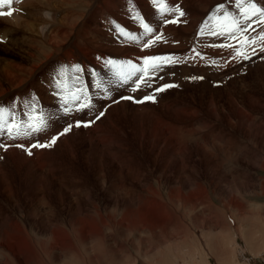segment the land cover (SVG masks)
Here are the masks:
<instances>
[{
    "label": "bare ground",
    "instance_id": "obj_1",
    "mask_svg": "<svg viewBox=\"0 0 264 264\" xmlns=\"http://www.w3.org/2000/svg\"><path fill=\"white\" fill-rule=\"evenodd\" d=\"M19 2L12 0L10 6H17L15 15L26 25L16 26L22 33L30 30L37 35L25 33L19 40L15 26L0 24V59H10L0 64V109L7 110V117L24 115L25 122L34 101L33 115L62 109L61 116L39 133L38 143L49 142L78 119L94 124L73 126L71 132L59 136L53 155L46 150L29 155L24 149L34 142L29 144L27 137L0 136V144L7 146L0 148V255L5 261L144 264L134 251L148 256L163 244L170 249L174 244L181 252L174 260H158L159 264H212L213 259L234 261L240 238L248 247L257 245L258 228L264 226V90L255 92L238 77V98L228 96L233 108L243 105L239 114L249 109L241 124L238 121L240 139L234 124L237 118L233 120L225 110L219 94L196 103V91L191 88L200 78L217 83L264 63L259 41L244 48L250 58L243 59L231 48L219 47H240L236 40L199 34L219 5L236 12L235 0H171V4L160 0L167 6L179 5L185 12L178 25H164L152 0H134L145 22L163 34L148 49L141 46L148 37L133 21L126 0ZM260 4L264 6V0ZM10 6L5 4L0 11L7 13ZM165 18L174 19L175 14L165 11ZM112 22L139 41H126ZM250 35L257 36V32ZM150 55L170 56L178 62L151 73L150 88L134 93V85H121V76L131 71L127 63L141 66ZM77 66L79 73L73 70ZM192 77L197 79L190 82ZM81 78L91 81L92 107L78 113L77 105L70 103L73 110L65 115L56 85L68 80L71 89ZM98 78L106 88L96 84ZM172 83L175 92L170 88L156 93V103L121 99H139ZM101 111L104 115L97 120ZM92 156L96 193L87 180L80 177L77 182L78 159L87 171ZM11 165L15 169L20 165L18 174L23 165L24 177L15 175ZM80 182L87 185L82 183L79 189ZM236 226L238 231L232 228ZM196 229L206 239L213 234L219 252L211 249L209 239L200 246L201 240L193 233ZM191 234L196 240L193 246ZM247 246L243 249L248 250Z\"/></svg>",
    "mask_w": 264,
    "mask_h": 264
},
{
    "label": "snow or ice",
    "instance_id": "obj_2",
    "mask_svg": "<svg viewBox=\"0 0 264 264\" xmlns=\"http://www.w3.org/2000/svg\"><path fill=\"white\" fill-rule=\"evenodd\" d=\"M129 5V13L134 22L138 23L139 26L143 29L144 39L143 48L148 49L155 45L157 41L162 40V33L158 29H154L145 22V18L141 15L134 4V0H126ZM12 0H0V7H3L5 4L11 5ZM153 5L160 10V16L164 25L173 24L178 25L181 21V18L185 16V12L179 5L167 6L160 2V0H152ZM171 4V0H169ZM236 12L229 11L223 4L219 5L215 12L208 17V20L204 22L201 26L199 34L203 36L205 32L214 37H224L226 40H236L240 47H235L231 44H222L219 47L231 48L237 57H242L243 59H249L250 56L244 48L246 46L256 45L258 41L261 43V51H264V6H261L260 0H235ZM165 11L168 14H175L174 19H166ZM8 16L13 15L11 11L6 13ZM0 15H5V13L0 12ZM113 23V27L117 34L129 42H138L139 38L135 35H132L130 31H126L124 27H121L119 24ZM257 32V36H251L250 33ZM166 42V41H165ZM255 50V49H253ZM195 51V49H194ZM199 55V53H197ZM178 61L170 56H158L150 55L145 57L142 60V65L138 66L128 62L126 67L130 68L131 71L127 75H122L120 78L121 85H134L131 88L132 92H137L142 90V88L152 87V81L154 77L151 73L159 71L164 64H174ZM110 66H115L114 62H108ZM75 72L79 73L81 69L77 66L73 69ZM78 79V77H77ZM191 79H197V77H192ZM99 86V85H98ZM57 92L59 98L64 107L65 115H68L72 112V108L69 104H76V112H83L85 109H91L92 105L90 104V98L87 95L83 86L74 85L71 89L67 87L66 84L62 86L61 82H58ZM176 87L174 84H165L159 88H156L151 94L145 95L142 98L137 99L134 96L130 97H121L122 100H131L133 103L144 104L145 102L156 103V93L163 92L166 89ZM71 97V101L69 100ZM77 102H79L77 104ZM118 101H113L116 103ZM36 103L34 101L32 105V113L36 112ZM32 113H26L27 121H17L14 114H12L11 119H6L8 115L7 110L0 109V136L7 134L9 139L16 140L22 137H30L35 134L44 132L47 130L48 124L46 117L41 112L40 115H33ZM104 115V112L101 111L96 119H100ZM94 121H81L77 120L75 125L68 124L62 132L57 136H53L51 141L47 144L45 143H33L29 148L24 150L31 155L32 148H49L54 145L59 139V136L67 134L73 130V126L76 128L79 127H90ZM16 147H23L21 144L15 145ZM0 148L6 150L7 146L0 144Z\"/></svg>",
    "mask_w": 264,
    "mask_h": 264
},
{
    "label": "rangeland",
    "instance_id": "obj_3",
    "mask_svg": "<svg viewBox=\"0 0 264 264\" xmlns=\"http://www.w3.org/2000/svg\"><path fill=\"white\" fill-rule=\"evenodd\" d=\"M28 1H30V0H20V2L22 3H24V2H28ZM19 2V3H20ZM16 9H17V6L16 5H12V7L10 6L9 8H8V10H7V12H9L10 10H11V12L13 13V15H11V16H8L6 13H5V15H0V19H7L8 21L7 22H5V21H1L0 22V24H7V25H9V27H11V28H14V26H15V28H14V30H17L18 31V39L20 40V38L22 39L23 37L25 38V33H27L28 35L30 34V35H34V36H36L37 34H32L31 33V31L30 30H28V31H26V32H24V33H22L24 30H22L20 27L18 28L16 25H18V26H22V27H24L25 25H26V23H25V21L20 17V16H18V15H15L16 13H15V11H16ZM2 11V10H1ZM0 11V12H1ZM46 16H47V19H50L51 18V15H48V14H44L43 15V17H45L46 18ZM10 20V21H9ZM12 20V21H11ZM22 22V23H21ZM41 29H43L42 27H41ZM15 32V31H14ZM21 34V35H20ZM1 39L3 38V37H0ZM18 40V41H19ZM8 60H10L9 58H7V57H3V60H2V57H1V59H0V64L3 66L4 64H6L7 62H8ZM14 59H12V61H13ZM264 61V60H263ZM121 68V67H120ZM102 75H104L103 73H101ZM238 77L240 78L239 80H241V81H243V82H246L247 84H249V86H251L252 88H253V90L255 91V92H259L260 90H264V63L261 65V67H251V68H247V69H245V70H243V71H241V72H239V73H236V74H234V75H231V76H228V77H225V78H223L222 80H218V82L217 83H219V84H217V83H215V82H213V81H207V80H204V79H201L200 78V80H199V84L196 86V85H194L193 87H191L192 89H195V96H194V99H195V101H196V103H198L199 101H201V100H203V101H205V102H208L210 99H211V96L212 95H218L220 98H222V100H223V102H221V103H223V105L226 107L225 108V110L228 112V113H232V116H233V120L234 119H236V120H234L235 122H234V124H235V126H236V128H237V126H238V124H239V122L238 121H240V124H241V119H243L244 118V116L245 115H247L248 114V112H249V109L248 108H244V111H246L245 113H244V115H242V114H239V113H241L240 112V110H239V108H242V106L243 105H240L239 106V108H233V106L232 105H230V103H229V101H228V96H230V95H235L234 96V98L236 97V98H238V96L239 95H237L236 96V94H237V88H238V86H237V83H236V81H239V80H237L238 79ZM82 79H84V78H81L80 80H79V82H78V85L79 86H83V85H81V82H82ZM116 80H118V77H116ZM191 80V81H190ZM190 80H187L188 82L190 81V82H192V81H194L193 79H190ZM86 81V80H85ZM208 82H211V83H213L214 85H212V84H210V83H208ZM86 83H87V85H88V87H89V90H90V85H91V81H86ZM187 83V82H186ZM96 84L97 85H99V87H102V88H104L105 87V82H104V80L103 79H97V81H96ZM173 84V83H172ZM194 84H197V83H194ZM106 88V87H105ZM235 89V90H234ZM173 88H172V93H174L173 92ZM227 96V97H226ZM12 99V98H11ZM11 99H10V101L9 102H7V103H10L11 102ZM245 102V104H247V101H244ZM6 103V104H7ZM230 105V106H229ZM207 107V105L206 106H204L203 108H206ZM21 109V108H20ZM224 109V108H223ZM61 110L62 109H58V108H56V107H54V108H52L51 109V111H49V113H48V111H46L45 113H44V115H45V117L46 116H48V119H47V124H48V127L50 126V124L52 123V121H53V118L55 117V116H61ZM20 113H22V111H20ZM239 114V115H238ZM241 115H242V117H241ZM24 115H21V114H19V115H15V119L19 122V121H24V117H23ZM37 116H38V114H37ZM236 116H238V117H236ZM6 119H11L12 118V116L11 117H5ZM247 119V118H246ZM237 123V124H236ZM94 124V123H93ZM222 124V123H221ZM224 126H225V124H224ZM47 127V128H48ZM237 131L239 132V136H238V138H242L243 137V134H242V132H240L239 131V129L237 128ZM5 135H6V133H5ZM38 136H42V135H39V133L38 134H35V135H33V136H30V137H27V139H29V144L31 143V141L32 142H34V143H38L37 142V138H38ZM51 139H52V137H51ZM59 139H57V141H58ZM36 141V142H35ZM51 140H49V142H50ZM56 141V142H57ZM49 142H46L45 144H47V143H49ZM60 144V143H59ZM59 144H54V145H52L51 147H49V148H32L31 149V151L32 152H34L35 153V151H39V152H42L43 150H46V154L47 155H53V153H52V151L59 145ZM16 147V146H15ZM18 148V147H17ZM60 151L58 152V153H60V152H62L63 151V146L59 149ZM144 152H146V151H144ZM61 157H64V156H61ZM92 158V160L90 161V163L88 164V170L87 171H84L83 170V168H84V166H83V164H82V160L81 159H78V162H79V164L77 165V167H78V170H79V173H80V176H79V178L77 179V182H78V180H80V177H81V179L82 180H87L88 182H89V186L90 187H92V189H93V191H94V193H96V191H97V189H96V185H95V179H94V173H93V169H94V166H95V163H94V157L92 156L91 157ZM19 166L20 165H18L17 166V169L19 168ZM10 168H11V170L15 173V175H17L18 174V170L17 169H15V167H14V165H11L10 166ZM90 168V169H89ZM22 169V170H21ZM21 169H20V172L21 173H19L18 175L21 177V178H23L24 177V172H25V170H24V166L23 165H21ZM28 172H29V165H28ZM264 175V174H263ZM26 176H27V169H26ZM26 182H27V178H26ZM83 183V185H87V183L86 182H82ZM82 183L80 182L79 183V189H80V187H81V185H82ZM96 189V190H95ZM81 195H83V192H82V190H81ZM264 201V200H263ZM251 205H253V204H251ZM258 205L259 206H263V203H258ZM254 209H257V208H260V207H257V205L255 206H252ZM1 214H3V213H1ZM19 217V216H18ZM256 220H258V218H259V215L258 214H256L255 215V217H254ZM19 219H21L20 217H19ZM259 227V226H258ZM234 230L236 229V231H238L237 230V226L236 227H232ZM249 228V226L247 225L246 226V230ZM35 232V231H34ZM194 234L196 233V238H197V240H201L200 241V243H199V245L201 246V243H203L202 245L204 246V244H206L207 243V241H208V239H209V241H210V243H211V245H212V250H213V248L215 249V251H217V252H219V250H220V247H218L217 246V244H216V242H217V240L213 237V234H210V235H208L207 236V239H206V237H201L202 236V233H201V230H199V229H196L195 230V232H193ZM41 236V235H40ZM39 236V237H40ZM190 238V241H189V243L191 244V246H193V245H195V242H196V240H193L194 239V237H193V235L191 234V237H189ZM257 238H259V240L257 241V245H251V246H247V244L246 243H244L243 241L241 242L240 240H241V238H240V240H239V242H238V244L240 245H238L237 244V249L238 248H240V249H238V252L236 253V256H235V258H234V261L232 260H225L224 258L222 259V260H220L219 261V263L216 261V259H213V261H212V264H264V226H260L259 228H258V234H257ZM231 239H229V241H230ZM245 244H246V246H247V249L248 250H246V249H243V248H246V246H245ZM173 246H174V248H172V249H170V248H168V246L167 245H162L159 249H157L156 251H153L152 253H150L148 256H146L145 254H138V253H136V251H134L133 253H135V258H139V260L142 262V263H144V264H159L158 263V260H161V259H166V260H174V258H175V255H177V254H179L180 252H181V250L178 248L179 246H177L176 247V245H174L173 244ZM177 248H178V250H177ZM162 249V250H161ZM173 250V251H172ZM245 250V251H244ZM245 252V254H244V252ZM263 251V252H262ZM206 252V251H205ZM166 253H168V254H166ZM176 253V254H175ZM159 255V256H158ZM161 256H162V258H161ZM238 256V257H237ZM2 256L0 255V258H1ZM144 257V258H143ZM151 257V258H150ZM164 257V258H163ZM244 257V258H243ZM242 258V259H241ZM6 259H4L3 257L0 259V262L2 263V264H15V262L13 261V260H11L10 258H9V260H8V262H6L5 261ZM3 261V262H2ZM14 262V263H13ZM170 262V261H169Z\"/></svg>",
    "mask_w": 264,
    "mask_h": 264
}]
</instances>
